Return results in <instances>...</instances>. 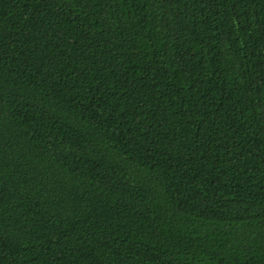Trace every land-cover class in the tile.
I'll return each mask as SVG.
<instances>
[{
  "label": "trees",
  "instance_id": "trees-1",
  "mask_svg": "<svg viewBox=\"0 0 264 264\" xmlns=\"http://www.w3.org/2000/svg\"><path fill=\"white\" fill-rule=\"evenodd\" d=\"M0 264H264V0H0Z\"/></svg>",
  "mask_w": 264,
  "mask_h": 264
}]
</instances>
